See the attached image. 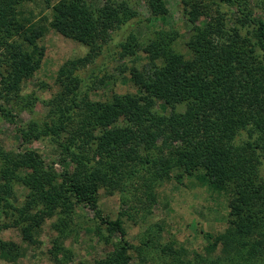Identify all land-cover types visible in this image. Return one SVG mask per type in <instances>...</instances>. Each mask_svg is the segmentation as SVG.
<instances>
[{
    "label": "trees",
    "instance_id": "1",
    "mask_svg": "<svg viewBox=\"0 0 264 264\" xmlns=\"http://www.w3.org/2000/svg\"><path fill=\"white\" fill-rule=\"evenodd\" d=\"M23 1L5 0L10 8ZM103 1L96 16L87 0H60L53 5L52 26L95 54L115 28L138 15L129 0ZM217 1L236 10L230 29L221 23H195L187 52L176 49V31L158 30L147 40L124 44L132 55L140 51L147 56L145 64L132 69L138 93L90 100L81 76L60 70L59 80L67 84L66 105L45 119H30L20 133L26 144L50 139L71 166L56 174L38 150L15 152L0 146V234L21 227L32 242L45 219L54 217V245L61 249L77 208L86 207L100 219L98 232L106 225L109 236L120 234L114 249L90 264H134L123 220L104 216L100 189L117 187L121 178L134 184L155 168L160 179H170L173 172L178 179L198 175L201 184L225 198L228 225L218 233H204L208 243L198 254L199 264H233L245 252L264 258V188L256 182L264 157V16L257 12L264 9V0H254L253 6L249 0ZM147 5L155 16L169 12L167 0H147ZM187 11L192 21L198 19L197 11ZM40 35L28 36L33 49L11 45L10 60L5 67L0 64V100L17 101L23 79L41 66L43 48L35 45ZM161 101L167 112L159 109ZM0 114L10 117L12 112L0 105ZM74 117L83 121L80 145L96 151L91 157L63 141ZM245 132L248 140L236 143ZM121 185L123 192L127 186ZM16 186L28 192L23 204L11 201ZM21 254L18 244L0 237L3 258Z\"/></svg>",
    "mask_w": 264,
    "mask_h": 264
},
{
    "label": "rangeland",
    "instance_id": "2",
    "mask_svg": "<svg viewBox=\"0 0 264 264\" xmlns=\"http://www.w3.org/2000/svg\"><path fill=\"white\" fill-rule=\"evenodd\" d=\"M58 1L25 0L10 8L5 0H0V64L5 62V67L10 60L12 44L33 49V44L27 39L29 35L41 34L35 39V45L43 48L44 53L41 66L21 82L17 101L0 100V105H5L12 112L10 117L0 114V146L15 152L34 148L56 174L71 166L69 160L64 161L61 148L52 144L50 139L32 140L26 144L20 129L25 128L30 119H45L66 105L67 84L59 80L62 68L81 76L83 91H87L90 100H106L113 93H138L132 69L145 64L147 56L140 51L132 55L124 44L131 41L134 44L133 38L137 42L147 40L158 30L176 31L180 37L175 47L185 52L195 23L202 26L221 23L230 29L236 14L234 8L217 0H167L168 14L155 16L149 10L147 0H129L138 10V15L126 25L115 28L110 40L92 54L88 45L63 35L52 26L53 5ZM87 3L96 16L104 7L103 0H87ZM249 3L253 6L254 0H249ZM187 10L197 11L194 15L198 19L192 21ZM257 12L264 16V9ZM158 105L159 109L167 112L164 102ZM82 124L79 117L72 118L63 134V141L91 157L95 149L80 145L79 140L84 139L80 136ZM247 137V133H243L236 143L242 144L248 140ZM259 151L256 149V154H260ZM260 159L256 182L264 188V157L260 156ZM154 171L152 168L145 172L133 180L134 184L121 178L113 189L102 187L99 194L102 212L109 219L120 217L123 220L127 231L125 237L133 247L134 264H174L181 259L199 264L198 254L205 251L208 243L204 233H218L228 225L225 198L201 184L198 175L178 179V172H173L170 179H160ZM122 183L127 186L123 192ZM27 193L25 188L16 186L11 201L23 204ZM77 210L70 223V234L62 242L61 249L54 245L57 235L53 228L54 217L45 219L32 242L24 238L21 227L3 230L1 239L18 244L22 254L12 260L0 255V264H90L105 257L120 240V234L109 236L106 225H102L98 232L100 219L95 212L86 207ZM168 246L174 250L167 249ZM181 248L185 250L177 251ZM233 264H264V258L261 253L250 256L245 252L237 256Z\"/></svg>",
    "mask_w": 264,
    "mask_h": 264
}]
</instances>
